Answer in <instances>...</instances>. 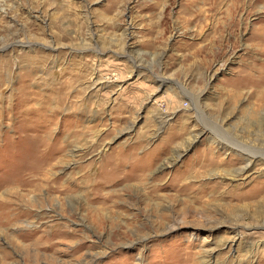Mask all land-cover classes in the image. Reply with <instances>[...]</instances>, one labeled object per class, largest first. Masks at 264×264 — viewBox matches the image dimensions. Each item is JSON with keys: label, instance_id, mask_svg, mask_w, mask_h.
<instances>
[{"label": "rangeland", "instance_id": "obj_1", "mask_svg": "<svg viewBox=\"0 0 264 264\" xmlns=\"http://www.w3.org/2000/svg\"><path fill=\"white\" fill-rule=\"evenodd\" d=\"M0 264H264V0H0Z\"/></svg>", "mask_w": 264, "mask_h": 264}]
</instances>
